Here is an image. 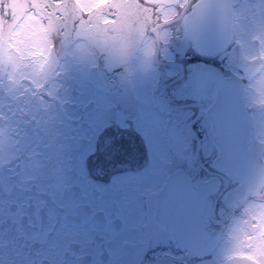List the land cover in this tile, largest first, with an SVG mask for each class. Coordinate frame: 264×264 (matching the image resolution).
Masks as SVG:
<instances>
[{"label": "flooded vegetation", "instance_id": "flooded-vegetation-1", "mask_svg": "<svg viewBox=\"0 0 264 264\" xmlns=\"http://www.w3.org/2000/svg\"><path fill=\"white\" fill-rule=\"evenodd\" d=\"M227 2L162 0L129 46L80 39L69 7L44 61L0 46V264H249L264 211V3ZM20 7L0 0V28ZM225 122L234 143L248 132L241 172L221 160Z\"/></svg>", "mask_w": 264, "mask_h": 264}, {"label": "snow or ice", "instance_id": "snow-or-ice-1", "mask_svg": "<svg viewBox=\"0 0 264 264\" xmlns=\"http://www.w3.org/2000/svg\"><path fill=\"white\" fill-rule=\"evenodd\" d=\"M16 2L21 6L17 19L7 29L0 28V46L6 47L21 58L43 61L46 59L45 53L48 52L49 26L54 22L66 20L65 13L69 7L78 17V23L73 22L74 28L88 29L87 33L79 31L80 39H95L99 36L105 42L123 40L128 46L136 31L134 25H140V33L147 31L150 21H158V13L162 10V0H52L50 3L46 0H16ZM224 6L230 8L227 0ZM62 8L64 13L60 12L58 19L57 11ZM85 13L87 20L84 19ZM64 27L67 25L64 24ZM59 30L63 29L60 27ZM253 219L252 231L246 235L248 251L242 258L249 264H264V211L254 215Z\"/></svg>", "mask_w": 264, "mask_h": 264}, {"label": "water", "instance_id": "water-1", "mask_svg": "<svg viewBox=\"0 0 264 264\" xmlns=\"http://www.w3.org/2000/svg\"><path fill=\"white\" fill-rule=\"evenodd\" d=\"M205 34H207V33H204L202 35L203 36V43L200 44V41H199V45L203 49H205V47H206V46H204V44L211 46V45H213V41H214L213 38L205 39ZM209 34L211 36V34H212L211 31H209ZM221 37H219V38H221ZM215 110H216V106L214 107V111ZM227 118L228 117H226V119ZM217 133L219 134L218 143L220 144V147L222 149L221 160H223L227 164L226 168H228L229 170H232L229 167V164L231 163L232 166L234 167V171L241 172L243 170V166H244L243 163H245V165H247L248 163H251L250 161H247L248 152H249L248 136H247L248 132H245V137L240 139V141L237 143H234L232 141V139L229 137L230 132L227 129V123H226V128H224V126L221 124L219 126V129L217 130ZM240 166H242V168H240Z\"/></svg>", "mask_w": 264, "mask_h": 264}, {"label": "rangeland", "instance_id": "rangeland-1", "mask_svg": "<svg viewBox=\"0 0 264 264\" xmlns=\"http://www.w3.org/2000/svg\"><path fill=\"white\" fill-rule=\"evenodd\" d=\"M212 23H214V22L212 21ZM206 35H207V37H210V34H206ZM148 59L149 58H148L147 54L138 55L136 58V62L142 66L143 70H146L150 67V63H149V61H147ZM134 66H135V64H134ZM147 105H148L147 103H144L142 106H140L138 108V113H139V116L141 117V119L138 122L145 123V124L151 123V120L149 118V112L147 110ZM155 122H157V118H155ZM158 124H159V122L156 123V125H158Z\"/></svg>", "mask_w": 264, "mask_h": 264}, {"label": "bare ground", "instance_id": "bare-ground-1", "mask_svg": "<svg viewBox=\"0 0 264 264\" xmlns=\"http://www.w3.org/2000/svg\"><path fill=\"white\" fill-rule=\"evenodd\" d=\"M246 165L243 166V168L245 167ZM240 168H242V166H240Z\"/></svg>", "mask_w": 264, "mask_h": 264}]
</instances>
